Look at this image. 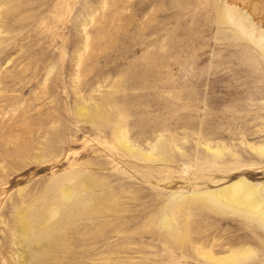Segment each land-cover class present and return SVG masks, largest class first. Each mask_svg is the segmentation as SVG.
Listing matches in <instances>:
<instances>
[{
    "label": "rangeland",
    "instance_id": "obj_1",
    "mask_svg": "<svg viewBox=\"0 0 264 264\" xmlns=\"http://www.w3.org/2000/svg\"><path fill=\"white\" fill-rule=\"evenodd\" d=\"M237 21L264 29V0H0V264H264L257 222L167 206L264 182L240 140L242 123L260 134L264 63ZM83 179L44 254L22 220L43 227L38 210Z\"/></svg>",
    "mask_w": 264,
    "mask_h": 264
},
{
    "label": "bare ground",
    "instance_id": "obj_2",
    "mask_svg": "<svg viewBox=\"0 0 264 264\" xmlns=\"http://www.w3.org/2000/svg\"><path fill=\"white\" fill-rule=\"evenodd\" d=\"M221 17L223 19L229 18V11H223ZM236 25L238 26V29L241 32L251 37V41L254 45V48L256 52L260 55L261 61L264 63V29L257 28V31H254L253 33L248 28L247 23H242V22L237 21ZM254 131L256 130L254 129ZM258 133L260 134H258L256 139H253V141L249 142L248 141L249 137L247 136L246 130H245V124L242 123L241 131H240L241 144L243 145L244 150H247L259 156H264V119L262 120V126H260ZM253 134H256V133H253ZM116 135L118 137V140L123 139L121 128L119 127L116 128ZM213 152L217 153L218 150H214ZM143 156L146 157L147 155L143 154ZM254 165L256 166V164ZM255 168H258L256 172L257 173L259 172V174L261 170H264V168L260 166H256ZM246 175L249 178H252L254 176V172H247ZM91 185H92L91 180L83 179V180H78L75 183L74 187H72L73 189L72 188L71 189L62 188L60 190V200L56 208L51 209L50 211H48L47 214L43 213L42 210H38L37 212L36 217L38 219H43L45 221V225L43 227H37V225H34L32 223L28 224L27 221L22 220V223L20 226L21 227L20 234L24 235L25 233L24 230H28L30 234L31 233L35 234L38 240H44L45 247H44L43 253L47 254L49 251L51 252V249L53 250L56 244L59 241H61L60 239L62 235L60 234V231H59L60 219L54 220V218L58 217L59 213L63 211L64 209H66L67 206L72 203L82 206L83 202H81L80 197H79L80 196L79 189L80 188L88 189V188H91ZM195 197H200L209 207L211 206L220 211L229 210L232 213L241 214L247 217L248 219H251L257 222L259 225H262L264 227V182L252 181L245 176H238L235 179L229 181L228 183L220 187H217L215 189L194 191L190 194L189 197L181 196V197H177L176 199L171 198L167 205L168 209L170 211H175L176 209H179L182 207L181 203H183L184 201H188L190 198H195ZM88 201L89 202L87 205L89 206V210L91 212H94L98 208H100L97 202L95 203L94 201L93 202H91L90 200ZM168 217L169 216L167 215L163 216L162 218L163 224L169 225ZM248 252H250L249 248H245V247L244 248H231V249H228L227 254L225 256L221 255V257H218L217 261H225V260H231V259L233 261L234 257L238 255H244ZM208 254L206 255L208 256ZM210 256L208 257L210 258ZM215 260H216V257H215ZM39 261L44 262L43 260H40V259Z\"/></svg>",
    "mask_w": 264,
    "mask_h": 264
}]
</instances>
